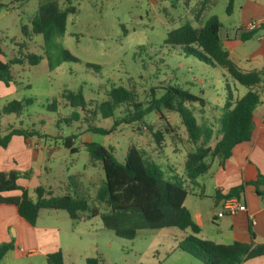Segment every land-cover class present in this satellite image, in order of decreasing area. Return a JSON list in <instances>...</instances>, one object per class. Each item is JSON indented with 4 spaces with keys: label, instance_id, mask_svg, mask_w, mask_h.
<instances>
[{
    "label": "rangeland",
    "instance_id": "374dc122",
    "mask_svg": "<svg viewBox=\"0 0 264 264\" xmlns=\"http://www.w3.org/2000/svg\"><path fill=\"white\" fill-rule=\"evenodd\" d=\"M11 1L0 0L3 4L0 6V47L5 60L17 50L16 44L9 40L16 43L19 38L25 40L27 51L37 54L41 59L36 65L13 66L15 78L20 84H17L15 92L9 98H31L33 103L25 107L19 118L14 115L2 116V119L0 117V134L5 132L4 128L9 124L34 128L44 135L47 145L54 147L46 157L50 169L31 178L29 192L33 198V187L49 184L55 195L68 192L84 197L89 204L93 203L104 175L101 163L90 160L84 147L85 142H95L110 148L111 155L118 162L123 161L127 147L133 144L147 158H152L162 167L173 166L177 171H180L182 159L179 161V155L172 150L178 147L182 151L188 145L178 114L168 110H162L163 119L158 113L151 112L142 122L122 123L108 135L86 132L85 124L80 121L71 124H65L62 120L57 122L73 111V108L65 106L61 101L64 91L80 90L92 106L104 100L112 86L130 88L138 100L145 102L149 99L151 87L176 85L207 98L203 106L190 103L187 107L198 123L211 124L218 121L222 112L227 94L226 86L234 96H241L246 92L244 86L233 81L221 68L206 65L164 43L169 30L184 23L203 25L211 16L217 17L220 23V37L224 38L226 33L233 34L238 24L239 4L244 0H233L229 11V0H210L212 3L198 19L194 18V13L201 0H70L75 12L67 15L64 33L55 36L46 45L41 35H33L27 40L20 31V23H29L38 3L43 0L12 2L14 7L6 9ZM67 1L57 0L60 8H64ZM237 43L243 45L244 42L238 40ZM62 49L68 50L79 61H63ZM86 63L98 65L99 70L95 72L94 69L87 68ZM53 99L59 102V108L56 112L47 111L45 105ZM124 112V107L121 106L115 115L121 117ZM167 122L173 127V132L164 135V146L158 148L144 123L155 129L163 128ZM95 124L109 128L112 119L99 116ZM211 127L214 128V141L219 126ZM68 136H73L72 147L77 149L76 152L71 153L63 146L62 141ZM39 222L60 226H64L63 223L79 224L80 230L95 232V235L85 233L81 235V239L77 236V240L63 234L62 240L65 246H72L71 251L76 249L88 257H97L99 264H160L159 260L172 243L173 235L180 233L174 227L140 229L132 240L118 238L113 232L101 229L98 217L75 222L64 210L44 209ZM20 261L32 262L33 258L24 256ZM65 264L85 263L83 259H72V255H67Z\"/></svg>",
    "mask_w": 264,
    "mask_h": 264
},
{
    "label": "trees",
    "instance_id": "16d2710c",
    "mask_svg": "<svg viewBox=\"0 0 264 264\" xmlns=\"http://www.w3.org/2000/svg\"><path fill=\"white\" fill-rule=\"evenodd\" d=\"M26 0H12L25 2ZM233 0H229V11ZM64 8H60L57 0H43L38 3L37 9L29 23H20L23 38L30 40L33 35L39 34L44 44H49L55 36L65 31L66 17L75 12V7L67 1ZM210 0H201L194 13L198 19L206 11ZM220 23L215 16L208 18L203 25L193 26L184 23L166 33L164 43L172 48H178L184 55L192 56L211 67L224 70L233 81L244 86L246 92L239 98H234L232 91L226 86L227 94L222 105V112L218 118L220 137L215 141L214 129L205 123H198L187 104L198 103L203 106L205 99L176 85L165 87H151L148 100L142 102L137 99L135 92L122 85L112 86L106 98L95 105H90L80 90L76 92L64 91L61 101L64 105L73 108V111L63 116L65 124L80 121L85 124L86 132L108 135L115 131L120 124L142 122L151 112H156L164 118L162 110L176 112L186 133V142L189 148L180 162V171L173 166L162 167L152 158H147L135 145L130 144L122 162H118L112 155V150L95 142H85L84 147L91 161H99L102 166L104 179L96 191L93 203L89 204L84 197L76 194H53L51 189L41 185L35 187V199L28 196L27 190L20 187L16 180L15 171H0V204H11L30 225H34L41 209L64 210L68 217L75 222L81 219L98 217L102 228L109 230L118 238L132 240L138 230H158L174 227L184 233L177 241L175 249L185 252L201 264H240L244 259L264 255V244H252L234 241L229 244L216 243L201 239L197 236L200 227L191 216L190 211L183 205L188 194V184L196 178L206 174L211 162L219 163L231 155L232 149L239 143L248 141L252 131L253 111L259 103V96L253 89L264 79V67L259 70L244 71L240 69L228 56V52L221 47L219 37ZM254 31L242 32L241 41L252 38ZM16 53L7 60L0 59V80L8 85L14 82L13 65H36L40 56L26 50L25 40L15 43ZM0 54L3 52L0 47ZM63 61H79L68 50H61ZM87 68L97 72L98 65L86 63ZM162 92L158 93L157 91ZM158 93V94H157ZM33 103L31 98L24 100H10L0 109V116L14 115L17 118L23 115L25 107ZM123 106L125 112L116 117V110ZM59 102L56 99L46 103L45 109L56 112ZM112 119L109 128L97 126L98 117ZM158 148H162L164 135L173 132L169 122L163 128L153 129L152 125L145 124ZM14 135L25 139L31 137L43 138L34 128L8 125L3 134H0V146L5 147ZM72 137L64 138L62 144L71 153L77 149L72 147ZM261 179L245 183L253 185L256 193L264 195V191L257 189ZM244 185L240 184L228 190L224 197H237ZM20 190L18 195H4L6 192ZM13 249L12 242L0 243V261L4 254ZM48 264H64L61 250L58 249L46 256ZM86 264H99L97 257H87Z\"/></svg>",
    "mask_w": 264,
    "mask_h": 264
},
{
    "label": "crops",
    "instance_id": "0c3cea01",
    "mask_svg": "<svg viewBox=\"0 0 264 264\" xmlns=\"http://www.w3.org/2000/svg\"><path fill=\"white\" fill-rule=\"evenodd\" d=\"M10 3L6 9L14 7L12 1ZM2 5L0 2V6ZM2 19L6 21L5 17ZM253 20L259 23L253 29L252 38L241 41L239 35L245 32L243 27ZM237 23L233 34L226 33L224 38L219 35L221 47L228 52L229 58L240 69L244 71L262 69L264 67V0H244L239 4ZM22 40L19 38L17 41L21 42ZM238 40L244 42L243 45L237 43ZM9 42L15 44L14 40H9ZM0 59L5 60L1 54ZM17 84H20V81H17L16 78L8 85L0 80V109L7 102L13 100L9 97L15 92ZM253 89L259 96V103L253 111L250 139L237 144L232 149L231 155L222 162L212 161L206 174L197 177L194 183L188 184V194L183 205L190 211L194 222L199 225L200 232L197 236L201 239L221 244H229L234 241L264 244V195L257 194L253 185H245V183L264 177V79ZM233 97L239 98L240 96ZM203 98L206 101L207 98ZM0 117L2 119V116ZM205 124L219 126L218 121L212 124L205 122ZM6 129L7 127L4 128V130ZM219 137L220 134L215 137V141ZM46 141V139L38 137L24 140L22 136L14 135L5 147L0 146V171L17 172V184L26 188L28 196L33 200L35 197L33 198L29 192L31 178L50 169L47 166L46 157L51 154L54 147L47 145ZM188 148L187 145L181 151L178 147H174L172 151L179 155L180 161L184 158ZM263 183L259 182V184ZM240 184H243L244 187L238 197L245 203L246 211L218 217L217 212L220 209L221 199L230 188ZM41 186L53 191L49 184ZM18 194H20V190L4 193L7 196ZM43 210L39 211L35 224L30 225L19 216L14 205L0 204V243L12 242L13 244V249L4 254L0 264H48L46 256L58 249L61 250L64 264L67 255H72V259H83L86 264L88 256L81 254L80 250L71 251L72 246L69 244L65 246L62 240L63 234L70 239L77 240V236L81 239V235H85V233L89 235L96 233L80 230L79 224L63 223L64 226L42 224L39 220ZM253 220L254 223H252ZM183 235L182 231L173 235L172 243L164 250L163 256L159 260L160 264H201L191 255L175 249L177 241ZM24 256L33 258V261L26 263L20 261ZM240 264H264V255L244 259Z\"/></svg>",
    "mask_w": 264,
    "mask_h": 264
},
{
    "label": "built area",
    "instance_id": "2783aa9c",
    "mask_svg": "<svg viewBox=\"0 0 264 264\" xmlns=\"http://www.w3.org/2000/svg\"><path fill=\"white\" fill-rule=\"evenodd\" d=\"M259 22L253 20L243 27V31H251L257 27ZM240 211H246L245 203L239 197H224L220 202V209L217 212L218 217L232 215ZM254 223V220L252 221Z\"/></svg>",
    "mask_w": 264,
    "mask_h": 264
},
{
    "label": "water",
    "instance_id": "95a60500",
    "mask_svg": "<svg viewBox=\"0 0 264 264\" xmlns=\"http://www.w3.org/2000/svg\"><path fill=\"white\" fill-rule=\"evenodd\" d=\"M258 189H259L260 191H264V183H263V184H260V185L258 186Z\"/></svg>",
    "mask_w": 264,
    "mask_h": 264
}]
</instances>
